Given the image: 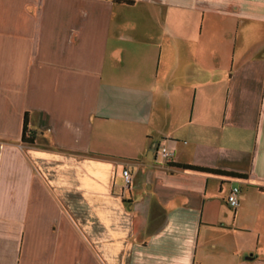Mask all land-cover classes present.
Instances as JSON below:
<instances>
[{
  "label": "crops",
  "instance_id": "0c3cea01",
  "mask_svg": "<svg viewBox=\"0 0 264 264\" xmlns=\"http://www.w3.org/2000/svg\"><path fill=\"white\" fill-rule=\"evenodd\" d=\"M128 1L0 0V264H264V0Z\"/></svg>",
  "mask_w": 264,
  "mask_h": 264
},
{
  "label": "built area",
  "instance_id": "2783aa9c",
  "mask_svg": "<svg viewBox=\"0 0 264 264\" xmlns=\"http://www.w3.org/2000/svg\"><path fill=\"white\" fill-rule=\"evenodd\" d=\"M160 155L161 157L165 160V161H170L172 158V152L166 148L165 146H161L159 149ZM123 175L125 178V182L126 184L129 183L130 181V174L128 170H124L123 171ZM239 196H240V189L237 186H234L231 188L230 193L227 197V203L231 206V207H236L239 204Z\"/></svg>",
  "mask_w": 264,
  "mask_h": 264
},
{
  "label": "trees",
  "instance_id": "16d2710c",
  "mask_svg": "<svg viewBox=\"0 0 264 264\" xmlns=\"http://www.w3.org/2000/svg\"><path fill=\"white\" fill-rule=\"evenodd\" d=\"M119 3H124L126 5H131L132 2L131 1H128V0H115ZM26 125H27V119L25 118V122H24V126H23V131H22V141L24 143H33V140L32 138L29 136L30 135V132L27 130L26 128ZM185 169H189V170H195V171H205L203 170L202 168H197V167H193V166H185L184 167Z\"/></svg>",
  "mask_w": 264,
  "mask_h": 264
}]
</instances>
